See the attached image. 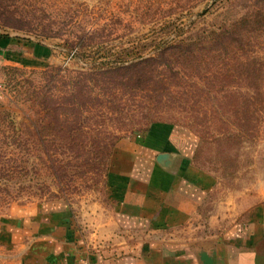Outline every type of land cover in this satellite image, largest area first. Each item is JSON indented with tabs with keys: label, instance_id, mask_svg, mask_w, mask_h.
<instances>
[{
	"label": "rangeland",
	"instance_id": "obj_1",
	"mask_svg": "<svg viewBox=\"0 0 264 264\" xmlns=\"http://www.w3.org/2000/svg\"><path fill=\"white\" fill-rule=\"evenodd\" d=\"M0 17L17 25L0 24L10 36L0 44V264L18 262L8 216L42 205L65 204L91 241L111 242L108 156L153 122L194 134L193 160L218 177L220 198L253 188L264 163V0H0ZM233 28L247 43L236 55L261 67L257 88L242 69L223 76L218 60L206 77L166 54L156 66L180 68L182 83L171 87L178 92L95 85L90 96L99 99L76 109L63 97L78 70L168 53L179 39ZM44 92L57 98L54 112Z\"/></svg>",
	"mask_w": 264,
	"mask_h": 264
},
{
	"label": "crops",
	"instance_id": "obj_2",
	"mask_svg": "<svg viewBox=\"0 0 264 264\" xmlns=\"http://www.w3.org/2000/svg\"><path fill=\"white\" fill-rule=\"evenodd\" d=\"M195 147L188 128L167 121L119 139L105 176L112 241H91L65 204L25 209L6 219L17 264H264V163L252 189L224 199Z\"/></svg>",
	"mask_w": 264,
	"mask_h": 264
},
{
	"label": "trees",
	"instance_id": "obj_3",
	"mask_svg": "<svg viewBox=\"0 0 264 264\" xmlns=\"http://www.w3.org/2000/svg\"><path fill=\"white\" fill-rule=\"evenodd\" d=\"M14 22L15 18L0 17L1 25L17 26L14 24ZM8 37L10 36L0 33V44L2 39ZM203 42H207L209 45H198L202 44ZM246 44L247 43H245L241 33H238L235 28L223 29V31L214 32L211 38L208 39H205L203 35L196 39H179L166 46V48L170 50L168 53H166L167 50H162L158 52L157 55L148 56L129 63L118 62L111 65L99 64V66H88L87 69L78 70L77 74L69 76L70 86L67 90V95H63V97L66 98V101H71V105H69L71 109H76L75 105H78V102L84 104L85 102H88L89 99H99L93 95L90 96L92 87L95 85L103 89L107 87L111 89L112 87L116 86L121 89L129 86L131 88L135 87L137 90L147 89L152 91L154 94H160L163 92H178L179 90L173 91L171 87L182 83L179 70L180 68L177 69L169 66V68L167 67L165 69H160L158 66H156L159 55L165 58L166 54H169L171 57H173L174 61L178 62L179 64L187 66L186 70L202 72L203 76L207 75L205 72L209 70L211 64L218 60L221 64L220 66L223 68V71L220 72L223 76L232 77L235 71L242 69L244 70L245 74L248 75L250 84L254 86V88H257L256 84L261 75V67L259 63L255 60H251V62L248 61V63L243 62V60H241L235 53L236 48L237 50L239 49L246 53ZM202 47H205L204 51L198 52L197 50ZM201 63L203 65H201ZM167 70H169V74L165 73ZM184 87L186 88L187 86ZM253 90L257 96L258 90ZM42 97L47 98L54 105L53 107H46V111H48V113L54 112V110L59 107L57 98H55L53 94L46 95L44 92ZM254 101L255 98L252 97L251 104H254ZM254 108L255 107H250L248 105L247 111L250 110V112H253ZM111 153L112 150L108 156L109 160Z\"/></svg>",
	"mask_w": 264,
	"mask_h": 264
},
{
	"label": "water",
	"instance_id": "obj_4",
	"mask_svg": "<svg viewBox=\"0 0 264 264\" xmlns=\"http://www.w3.org/2000/svg\"><path fill=\"white\" fill-rule=\"evenodd\" d=\"M170 157V153L168 152H161L157 155V160L160 161L161 164L166 165L167 160Z\"/></svg>",
	"mask_w": 264,
	"mask_h": 264
},
{
	"label": "built area",
	"instance_id": "obj_5",
	"mask_svg": "<svg viewBox=\"0 0 264 264\" xmlns=\"http://www.w3.org/2000/svg\"><path fill=\"white\" fill-rule=\"evenodd\" d=\"M84 264H91L90 262L86 261Z\"/></svg>",
	"mask_w": 264,
	"mask_h": 264
}]
</instances>
